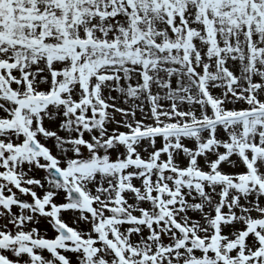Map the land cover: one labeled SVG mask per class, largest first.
<instances>
[{
  "label": "snow or ice",
  "instance_id": "1",
  "mask_svg": "<svg viewBox=\"0 0 264 264\" xmlns=\"http://www.w3.org/2000/svg\"><path fill=\"white\" fill-rule=\"evenodd\" d=\"M0 264H264V0H0Z\"/></svg>",
  "mask_w": 264,
  "mask_h": 264
}]
</instances>
